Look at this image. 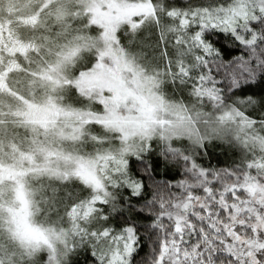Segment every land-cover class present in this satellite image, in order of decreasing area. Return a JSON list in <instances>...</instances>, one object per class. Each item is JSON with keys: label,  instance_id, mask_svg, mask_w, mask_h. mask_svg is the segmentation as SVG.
I'll list each match as a JSON object with an SVG mask.
<instances>
[{"label": "snow or ice", "instance_id": "1", "mask_svg": "<svg viewBox=\"0 0 264 264\" xmlns=\"http://www.w3.org/2000/svg\"><path fill=\"white\" fill-rule=\"evenodd\" d=\"M0 264H264V0H0Z\"/></svg>", "mask_w": 264, "mask_h": 264}]
</instances>
